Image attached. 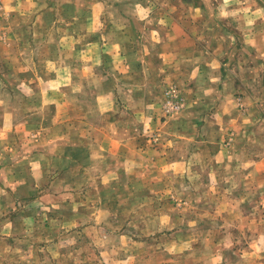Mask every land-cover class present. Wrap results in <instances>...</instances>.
<instances>
[{
    "label": "rangeland",
    "instance_id": "1",
    "mask_svg": "<svg viewBox=\"0 0 264 264\" xmlns=\"http://www.w3.org/2000/svg\"><path fill=\"white\" fill-rule=\"evenodd\" d=\"M0 264H264V0H0Z\"/></svg>",
    "mask_w": 264,
    "mask_h": 264
}]
</instances>
